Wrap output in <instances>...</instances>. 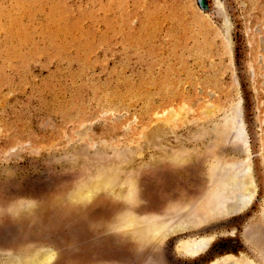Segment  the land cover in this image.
<instances>
[{
  "label": "rangeland",
  "instance_id": "obj_1",
  "mask_svg": "<svg viewBox=\"0 0 264 264\" xmlns=\"http://www.w3.org/2000/svg\"><path fill=\"white\" fill-rule=\"evenodd\" d=\"M0 264H264V0H0Z\"/></svg>",
  "mask_w": 264,
  "mask_h": 264
},
{
  "label": "bare ground",
  "instance_id": "obj_2",
  "mask_svg": "<svg viewBox=\"0 0 264 264\" xmlns=\"http://www.w3.org/2000/svg\"><path fill=\"white\" fill-rule=\"evenodd\" d=\"M249 195H250V193H249ZM197 249V248H196ZM43 257V256H42Z\"/></svg>",
  "mask_w": 264,
  "mask_h": 264
}]
</instances>
